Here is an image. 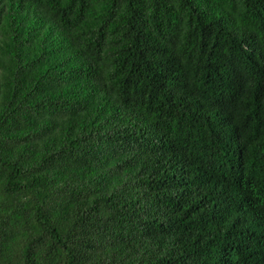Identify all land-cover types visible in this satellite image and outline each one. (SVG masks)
<instances>
[{
    "label": "trees",
    "instance_id": "1",
    "mask_svg": "<svg viewBox=\"0 0 264 264\" xmlns=\"http://www.w3.org/2000/svg\"><path fill=\"white\" fill-rule=\"evenodd\" d=\"M0 264H264V0H0Z\"/></svg>",
    "mask_w": 264,
    "mask_h": 264
}]
</instances>
